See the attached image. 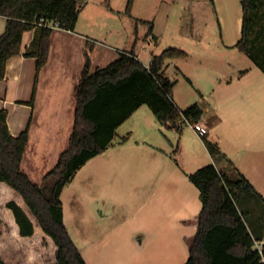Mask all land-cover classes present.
I'll list each match as a JSON object with an SVG mask.
<instances>
[{"label": "crops", "instance_id": "1", "mask_svg": "<svg viewBox=\"0 0 264 264\" xmlns=\"http://www.w3.org/2000/svg\"><path fill=\"white\" fill-rule=\"evenodd\" d=\"M98 1L103 4V0ZM91 2L87 0L74 31L53 30L49 58L39 74L36 59L26 56L32 49L36 29L26 31L20 54L8 61L6 76L0 81V111H8L10 132L14 136L29 132L22 170L39 185L69 146L75 121V90L86 64V54L90 55L92 72L117 60L118 53L121 54L120 49L98 43L97 34L107 28L108 19L113 22V11L95 16L93 25L83 23V13ZM127 2L124 0V8ZM129 17L137 25L149 27L145 44L152 42L159 46L161 41L171 38L173 42L202 49L211 45L231 49L237 48L242 38L244 10L242 0H135ZM120 22L123 27L124 20L120 18ZM6 27L7 18L0 15V37ZM116 32L117 27L111 26L104 32L105 39ZM135 54L145 65L157 55L153 54L145 63L140 52ZM189 57L188 53L186 58L167 59L165 75L169 77V67L175 65L192 82L185 67L173 62ZM249 59L251 65L242 71L235 68L234 77L219 78L213 98L200 89L201 98L194 104H200L204 110L200 124L208 129V139L219 145L234 168L260 195L244 194L239 209L253 219L251 224L247 223L252 236L261 238L264 236V71ZM206 71L209 73V69ZM173 100L182 110L192 106L180 105L175 88ZM146 106L135 111L117 129L111 146L82 167L64 188L61 195L64 222L70 236H124L130 241L131 236H144L143 250H136L118 264H185L190 255L187 239L196 234V219L202 209L200 191L189 175L209 164H215L233 179L237 172L227 160L213 158L203 136L193 128L184 127L180 133L161 123ZM103 176L111 178L108 183L98 182ZM119 179L121 185L117 183ZM12 201L31 219L32 236L21 235L13 211L7 207ZM257 208L263 209V213L255 211ZM119 210L124 214L121 220L117 218ZM0 217V257L6 264L57 262L55 242L43 231L22 195L5 182H0ZM75 243L87 264H97L76 240Z\"/></svg>", "mask_w": 264, "mask_h": 264}, {"label": "trees", "instance_id": "2", "mask_svg": "<svg viewBox=\"0 0 264 264\" xmlns=\"http://www.w3.org/2000/svg\"><path fill=\"white\" fill-rule=\"evenodd\" d=\"M134 2H127L125 13L129 16ZM86 4L87 0H0V15L7 18L6 30L0 37V81L6 76L8 61L20 54L26 31L36 29L32 49L26 56L36 59L37 74L46 65L53 29L36 27L34 21L37 18L57 21L63 29L74 31ZM262 5V0H242L243 31L236 47L264 71V48L256 54L257 45L252 38ZM150 26L152 33V24ZM186 57V51L169 47L153 56L147 68L135 51L130 50L122 52L107 67L92 72L87 53L82 77L75 90V121L69 146L40 185L34 183L21 166L29 132L12 135L7 122L8 111H0V182L22 195L43 231L55 242L58 258L53 264H87L64 222L61 195L82 167L111 146L117 129L135 111L147 105L161 123L169 124L180 133L184 128L178 123L184 118L193 124L200 123L204 115L202 106L194 104L186 110L180 109L173 100L176 82L165 75L167 59ZM34 97L35 93L31 104ZM203 140L211 156L227 160L237 177L230 178L215 164L189 175L200 191L202 209L196 219L197 232L187 239L190 255L185 264H264L261 254L255 250V240L264 241V236H252L247 215L239 209L237 193L260 195L234 168L218 144L210 141L207 135ZM7 207L13 211L21 235L32 236L34 225L27 213L14 201ZM0 264H6L1 257Z\"/></svg>", "mask_w": 264, "mask_h": 264}, {"label": "rangeland", "instance_id": "3", "mask_svg": "<svg viewBox=\"0 0 264 264\" xmlns=\"http://www.w3.org/2000/svg\"><path fill=\"white\" fill-rule=\"evenodd\" d=\"M264 2V0H262ZM98 0H92L89 7L85 9L83 13V23L85 26L94 24V17L99 16L103 12L108 14L113 13V22L108 19L107 28H104V32L109 31L111 26L117 27L115 34L109 35V38L105 39L104 32H98L99 44L107 43L117 49L119 52H125L134 50L136 53L140 52L141 59L147 63L153 54H160L163 50L169 47L180 48L190 54V57L185 60H173L177 65L185 67L188 72L191 81L180 74V70L175 65H171L168 70V76L174 82L175 94L179 97L180 105H193L200 100V89L204 90V93H208L207 96L213 98V89L216 88L219 78L228 80L234 77V69L242 71L251 65L250 57L241 53L237 48H222L219 45L206 46L204 49L201 47L188 46L181 42H173L171 38L164 39L159 43V46H155L152 42L145 44V38L148 35L149 27L147 25H137L135 19L130 18L124 8V0H103L102 3ZM85 8V7H84ZM83 8V9H84ZM89 14L91 16H89ZM260 18L259 22L252 34V38L255 39L257 49L256 54H260L259 51L264 48V6L262 5L259 10ZM111 16V15H110ZM116 18V19H115ZM120 18L124 20L123 27L121 26ZM116 20V21H115ZM128 22V23H127ZM137 28L139 32L137 33ZM139 38V39H138ZM180 45V46H179ZM120 56V54L118 53ZM114 62V61H113ZM172 62V61H171ZM111 64V63H110ZM107 67L109 64H103ZM206 69H209L207 73ZM208 91V92H206ZM212 93V94H210ZM148 108L147 106L145 107ZM186 130H190V126L185 127ZM124 134V131L120 132ZM237 176L234 173V177ZM111 178L100 177L98 182L102 184L108 183ZM120 184V179L117 182ZM121 185V184H120ZM238 194V201L241 200L244 194ZM246 196H252L251 193H247ZM245 198V197H243ZM263 210V209H262ZM262 210L259 211L263 213ZM251 211V210H250ZM247 223L251 224L253 220L247 212ZM117 218L122 219L123 212L119 210L117 212ZM72 239L78 242L85 254H88L97 264H111L119 263L120 261L127 260L129 255L133 254L136 250L142 251L144 245H142V239L144 236H131L132 240H127L124 236H71ZM130 238V239H131ZM133 241V242H132ZM135 243V245L133 244Z\"/></svg>", "mask_w": 264, "mask_h": 264}, {"label": "built area", "instance_id": "4", "mask_svg": "<svg viewBox=\"0 0 264 264\" xmlns=\"http://www.w3.org/2000/svg\"><path fill=\"white\" fill-rule=\"evenodd\" d=\"M34 25L36 27H47V28H51V29H61V25L59 22L57 21H53V20H49L46 18H40V19H36L34 21ZM151 64V60L148 62V64H146V67L149 68ZM178 125L180 127H186V126H190L191 128H193L200 136H205L208 134V129L204 126H202L200 123H191L188 119H183L182 121H180L178 123ZM255 250H257L261 256H262V263H264V241H259V240H255Z\"/></svg>", "mask_w": 264, "mask_h": 264}]
</instances>
